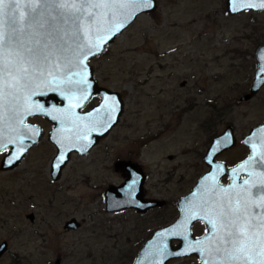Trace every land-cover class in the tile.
Instances as JSON below:
<instances>
[{
  "label": "rangeland",
  "instance_id": "1",
  "mask_svg": "<svg viewBox=\"0 0 264 264\" xmlns=\"http://www.w3.org/2000/svg\"><path fill=\"white\" fill-rule=\"evenodd\" d=\"M156 2L90 58L98 82L121 93L124 109L86 153H71L57 179L52 123L28 118L44 130L16 165L0 170V264H132L207 170L202 157L213 135L232 124L237 143L218 157L232 164L247 154L241 136L264 121V84L252 97L240 96L249 91L255 49L264 42V9L232 13L226 0ZM120 158L140 163L145 196L165 199L163 205L107 210L105 187L124 178L114 168ZM71 217L77 228L65 227ZM204 230L201 220L193 224L194 233ZM199 262L186 255L167 264Z\"/></svg>",
  "mask_w": 264,
  "mask_h": 264
},
{
  "label": "water",
  "instance_id": "2",
  "mask_svg": "<svg viewBox=\"0 0 264 264\" xmlns=\"http://www.w3.org/2000/svg\"><path fill=\"white\" fill-rule=\"evenodd\" d=\"M249 2L258 3L259 0H249ZM229 3L230 0H226V8L228 12H232L229 10ZM156 5V0H152L151 8L135 12L126 21L124 27L116 31V26L131 9H118L111 3H101V6L95 10L96 20L91 25V39L97 43V36L101 39L104 37H110V39L94 56L100 54L138 14L153 10ZM236 6L239 7V5ZM248 9L259 10L260 8ZM105 13L108 14L107 17ZM113 13H115V17H113ZM88 32L89 24L85 21L84 34L88 35ZM113 33L115 34L113 35ZM94 56L88 58L86 61L87 67L82 72L79 67L72 69L73 72H81V76L86 77L88 81V85L84 86L88 98L82 104L81 97L85 93L81 92L78 86L53 82L51 77L33 81L27 88H22L14 96H5L4 107L0 109V117H2L0 119V128L3 129L5 143L8 140H15L16 143L8 145V150L2 157L0 168L5 169L16 165L27 150L43 135V126L38 122L28 120V117L32 115H42L52 123L47 136L56 146V153L51 160V175L54 179L60 176L63 166L67 163L73 151L86 153L102 137L106 136L110 129L119 121L124 109V99L118 90L101 85L98 82L94 68L89 61ZM255 57L256 68L249 91L241 95L240 99L252 97L264 84V71H261V67L264 65V42L257 45ZM66 79V75L60 77V80ZM74 79H80V77L77 76ZM51 89H55V91ZM31 93H36V95L31 96V99H29ZM95 94L100 95L98 102L84 108ZM113 98L119 102L118 110L111 113L115 120L108 121L105 127L102 128L100 122L105 119V113L112 108ZM78 104L81 106L78 107ZM29 109L32 114H26ZM98 109L99 111H97ZM53 117H56V119H53ZM262 130H264V121L252 126L242 136L241 140L249 147L250 153L232 164L227 163L222 158H217V155L236 143L237 137L234 133L233 125L230 123L226 124L221 132L212 136L203 155V161L208 166V169L198 177L187 193L177 199L178 216L173 221L152 231L140 246L132 264H167L170 259L179 257L162 256L161 249H163L164 245H167L168 252L182 251L189 248V246L202 249L203 255L200 252H189L187 254L196 255L200 260L199 264H205V261L208 264H214V261H219L220 257L209 251L211 247H214L210 242L215 233L206 231L209 226L202 218L208 216L211 219H215L216 213L221 206H227L228 204H231L232 207L239 206L243 209L245 202L256 201L260 203V198L257 197L255 191L249 190L252 184L264 181V175H262L264 168L257 163L258 161H264V131ZM27 137H32V139ZM228 137L231 138V142L225 144L224 141ZM22 138L24 139L25 150L18 161L9 165L7 160L10 158V154L14 155L20 150L19 140ZM218 145L219 150H216ZM61 155L64 157L63 162L60 163L58 168L54 169V162H58L57 158ZM209 160H211V163ZM220 165H223V167H220ZM114 168L120 170L124 178L118 184L110 183L105 187L104 194L107 210L113 211L132 207L139 212H145L152 207L164 204L165 199L145 196L144 183L146 173L140 163L131 159L120 158L114 161ZM224 176H227L226 180H223ZM245 180L248 181V184L244 183ZM134 181V187L130 189L129 186L133 185ZM255 211H260V209ZM191 215H196L200 218L193 220L188 225L187 239L179 235H173L172 233L184 231L183 225ZM28 216L31 220L33 219L32 213H29ZM198 220L204 222L205 230L196 234L193 232V224ZM64 225L69 228H77L80 222L75 217H71L65 221ZM259 231V229L256 230L257 236H259ZM5 248L6 241L3 240L0 242V253Z\"/></svg>",
  "mask_w": 264,
  "mask_h": 264
},
{
  "label": "snow or ice",
  "instance_id": "3",
  "mask_svg": "<svg viewBox=\"0 0 264 264\" xmlns=\"http://www.w3.org/2000/svg\"><path fill=\"white\" fill-rule=\"evenodd\" d=\"M101 3H111L118 9H131L116 26V31L124 27L135 12L152 7V0H0V109L4 107L6 95L14 96L33 81L43 80L45 77H51L53 82L75 84L85 93L81 97V104L87 100L84 86L88 85V81L86 77L81 76V72L87 67L88 58L99 52L110 39V37L101 39L97 36L98 43L91 39V25L96 20L95 10ZM256 7L264 9V0H259L258 3L249 0H230L229 3V10L232 12ZM105 16L108 14L105 13ZM85 21L89 24L88 35L84 34ZM77 67L81 68V72L72 71ZM261 71H264V65ZM62 75H66L67 79L60 80ZM77 76L80 79H74ZM34 95L36 93H31L29 99ZM118 104L119 102L113 98L112 108L105 113V119L100 122L102 128L108 121L115 120L111 113L118 110ZM26 114H32L31 110H27ZM230 142V137L224 141L225 144ZM15 143V140H8L5 143L3 129L0 128V151L7 150L9 144ZM19 144L20 150L14 155L10 154L7 160L9 165L18 161L25 150L23 138L19 140ZM216 150H219V145ZM63 159V155L57 158L58 162H54V169L59 167ZM209 162L211 163V160ZM257 163L264 168V161ZM244 183L248 184V181L245 180ZM134 184L135 181L129 186L130 189ZM252 190L260 198V203L245 202L243 209L228 204L221 206L215 219L208 216L202 218L209 226L206 231L215 233L210 242L214 247L209 251L218 255L220 259L218 262L214 261V264H264V181L252 184L249 191ZM256 209L260 211H255ZM198 218L200 217L196 215L189 216L183 225L184 231L172 234L187 239L188 225ZM257 229L260 230L259 236L256 235ZM189 252L204 254L202 249L191 246L178 252H168L167 245L161 249V254L165 257L187 255ZM205 264L208 262L205 261Z\"/></svg>",
  "mask_w": 264,
  "mask_h": 264
},
{
  "label": "flooded vegetation",
  "instance_id": "4",
  "mask_svg": "<svg viewBox=\"0 0 264 264\" xmlns=\"http://www.w3.org/2000/svg\"><path fill=\"white\" fill-rule=\"evenodd\" d=\"M91 99H93V101L90 103V105H89L88 107H90V106H92L93 104L97 103L98 100L100 99V95H99V94H95V95H93V96L91 97ZM91 99H90V100H91ZM33 116H34V115H33ZM39 116H41V115H39ZM241 138H242V136H241ZM241 142H242V140H241ZM236 143H237V140H236ZM236 143H235V144H236ZM235 144H234V145H235ZM243 144H244V143H243ZM234 145H233V146H234ZM233 146H232V147H233ZM244 146L247 148V154L243 155L241 158H239V159L236 160L235 162H237V161L243 159L246 155H248V154L250 153V149H249V147L246 146L245 144H244ZM207 147H208V146H207ZM229 148H231V147H229ZM229 148H227V149H229ZM206 149H207V148H206ZM227 149H225V150H227ZM7 150H8V148H7ZM7 150H5V151H0V156H1V157H0V163H1V160H2L3 155L7 152ZM225 150H223V151H225ZM223 151H222V152H223ZM205 152H206V150H205ZM222 152H221V153H222ZM219 154H220V153H219ZM219 154H218V155H219ZM218 155H217V158H219ZM202 158H203V157H202ZM226 162H227V161H226ZM235 162H234V163H235ZM227 163H228V162H227ZM207 167H208V166H207ZM8 169H9V168H7V169H0V170H8ZM207 169H208V168H207ZM226 179H227V176H224V177H223V180H226Z\"/></svg>",
  "mask_w": 264,
  "mask_h": 264
}]
</instances>
